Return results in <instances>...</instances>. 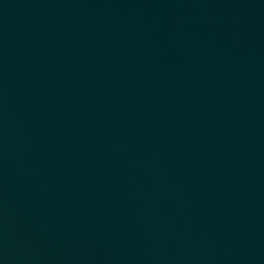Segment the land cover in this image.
I'll return each mask as SVG.
<instances>
[{
    "label": "water",
    "instance_id": "1",
    "mask_svg": "<svg viewBox=\"0 0 264 264\" xmlns=\"http://www.w3.org/2000/svg\"><path fill=\"white\" fill-rule=\"evenodd\" d=\"M0 264H85L1 137Z\"/></svg>",
    "mask_w": 264,
    "mask_h": 264
}]
</instances>
